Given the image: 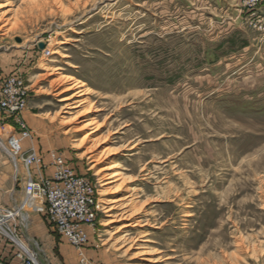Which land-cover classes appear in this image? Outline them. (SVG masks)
<instances>
[{"label":"rangeland","instance_id":"1","mask_svg":"<svg viewBox=\"0 0 264 264\" xmlns=\"http://www.w3.org/2000/svg\"><path fill=\"white\" fill-rule=\"evenodd\" d=\"M0 63L27 92L1 140L62 155L100 204L80 248L20 212L1 264L28 234L33 264H264V1L0 0Z\"/></svg>","mask_w":264,"mask_h":264},{"label":"built area","instance_id":"2","mask_svg":"<svg viewBox=\"0 0 264 264\" xmlns=\"http://www.w3.org/2000/svg\"><path fill=\"white\" fill-rule=\"evenodd\" d=\"M263 1L243 0L251 8ZM26 97V89L16 77L6 78L0 87V112L14 117L20 127L24 125L20 114L25 109ZM20 141V138L11 136L8 146L26 170L24 198L18 210H7L0 216V221L4 222L0 230L6 223L17 219L20 212L31 211L43 216L70 244L80 248L88 240L86 227L93 224L100 210L95 184L78 175L60 154L50 155L47 164L51 165L52 172L43 175L42 169L48 166L44 158L34 146L23 150ZM19 246L28 255L27 264H33L34 253L23 248L22 243ZM19 256L22 259L21 254Z\"/></svg>","mask_w":264,"mask_h":264},{"label":"crops","instance_id":"3","mask_svg":"<svg viewBox=\"0 0 264 264\" xmlns=\"http://www.w3.org/2000/svg\"><path fill=\"white\" fill-rule=\"evenodd\" d=\"M2 65L3 64L0 63V85L5 75V68H2L3 67ZM13 124H15V121L11 118V116H8L3 112H0V128H4L5 126H8L14 129L15 127H13ZM7 140L4 143V141H2L0 138V198H4V199L10 198V200L15 202L13 200L15 191L18 189L19 192L23 191V186L25 184L24 182L26 181V173L22 169L21 164L18 163L19 161L10 152ZM31 142L32 140L25 138L23 140V144L21 143L22 149L23 150L28 149L30 144H32ZM50 171H51L50 168L46 170L47 173H50ZM25 213H27V211H25ZM37 216H39L41 220H44L42 219L43 217H41V215L37 214ZM27 217L28 215L25 214L23 216V220L25 221V218L27 219ZM29 218L30 219L27 221V223L24 224L25 229L29 228V226L31 225L33 215L30 214ZM27 236L28 238L27 237L26 239L22 238L23 239L22 241L25 242V244L27 245L30 244L33 250L34 249L37 250L38 242L35 240V236L32 234H28ZM3 247H4L3 243L0 242V253L6 256L7 254H9L8 252L9 248L6 247L3 248ZM3 250L4 252H2Z\"/></svg>","mask_w":264,"mask_h":264},{"label":"bare ground","instance_id":"4","mask_svg":"<svg viewBox=\"0 0 264 264\" xmlns=\"http://www.w3.org/2000/svg\"><path fill=\"white\" fill-rule=\"evenodd\" d=\"M65 82H66V80L67 79H63ZM74 85V88L75 89H77V88H79L80 86H81V84H79V83H74L73 84ZM72 88V86L71 87H68L66 90H69V89H71ZM80 91L78 90V91H76V93H74V94H71L70 96H66V97H63L62 99H61V101L62 102H66V104L64 105V107L66 108V109H70V108H72L73 106H71L70 104H71V101L76 97V96H80ZM89 110V109H88ZM88 111H86V113H87ZM85 113V112H84ZM83 114V113H82ZM80 115V114H79ZM79 115H77L76 117H74L73 118V120H75V119H77L78 117H79ZM81 116V115H80ZM90 124H92V122H90V123H87V124H84L82 127H80L78 130H83V129H85V128H87ZM96 129V128H95ZM113 168H114V166L113 165H107L106 167H104L103 169H101V171H102V173H104L105 174V176H107V179H109V180H111V181H109L108 183H112V182H115V181H117V177H119V173L118 172H115V171H113V172H109L110 170H113ZM112 178V179H111ZM107 183V184H108ZM121 201H123V199H114V200H112L111 202L113 203V204H116V206H120L121 205ZM113 208H116V207H113ZM110 210H113L112 209V207H111V209ZM2 223H4V222H2V221H0V226L2 225ZM124 226H126V225H124ZM23 248H25V247H23ZM27 249V248H26Z\"/></svg>","mask_w":264,"mask_h":264},{"label":"water","instance_id":"5","mask_svg":"<svg viewBox=\"0 0 264 264\" xmlns=\"http://www.w3.org/2000/svg\"><path fill=\"white\" fill-rule=\"evenodd\" d=\"M16 41H20L19 38H17ZM39 46L42 47L43 44L40 43Z\"/></svg>","mask_w":264,"mask_h":264}]
</instances>
